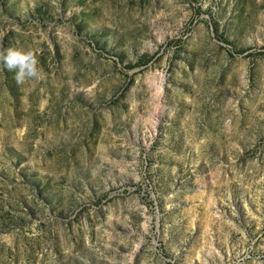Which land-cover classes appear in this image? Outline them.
<instances>
[{"label":"rangeland","instance_id":"rangeland-1","mask_svg":"<svg viewBox=\"0 0 264 264\" xmlns=\"http://www.w3.org/2000/svg\"><path fill=\"white\" fill-rule=\"evenodd\" d=\"M0 264H264V0H0Z\"/></svg>","mask_w":264,"mask_h":264},{"label":"clouds","instance_id":"clouds-1","mask_svg":"<svg viewBox=\"0 0 264 264\" xmlns=\"http://www.w3.org/2000/svg\"><path fill=\"white\" fill-rule=\"evenodd\" d=\"M0 64L9 71H15L14 79L17 84L42 78L43 70L39 67L37 55L31 49L8 48L6 51H0Z\"/></svg>","mask_w":264,"mask_h":264}]
</instances>
